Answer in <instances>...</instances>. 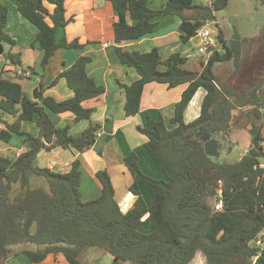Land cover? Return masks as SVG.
Instances as JSON below:
<instances>
[{
  "label": "trees",
  "instance_id": "trees-1",
  "mask_svg": "<svg viewBox=\"0 0 264 264\" xmlns=\"http://www.w3.org/2000/svg\"><path fill=\"white\" fill-rule=\"evenodd\" d=\"M17 1L18 10L38 28L31 45L39 43L42 68L57 50L81 47L77 40L56 37L57 29L69 22L65 0ZM109 1L119 14L114 22L116 53L122 64L134 67L140 75L131 84L118 82L126 94V115L140 112L147 83L169 87L188 83L170 119L172 127L164 119L151 116L145 126L137 127L148 137L145 146L164 178L143 173L138 154L130 151L124 162L132 175L146 179L152 202L146 203L136 180L130 186L136 199L123 211L107 169L96 172L101 195L84 200L80 159L65 172L34 165L42 148L60 146L83 152L94 145L99 123H91L75 136L69 125L56 126L49 113L71 112L76 121L92 118L95 109L83 102L101 95L106 87L88 72L91 56H79L53 81L55 84L64 77L74 91L72 97L61 101L45 96L43 84L30 96L18 81L0 73V120L5 125L0 129V139L9 142L13 134H21L32 144L17 156H0V264H8L20 253L31 262L62 253L70 264H82L81 254L94 247L130 264H191L201 253L206 255V264H264V62L248 67L243 52L256 37L243 38L235 33L228 42L220 31L216 40L223 50L214 49L208 60L201 62L202 70L196 71L187 68L189 59L179 52L163 58L157 48L129 51L122 44L152 33L157 25L154 19L163 14L180 17L181 38L188 42L229 0H215L212 5L166 0L158 9L151 8L149 0ZM259 1L264 5V0ZM8 20L9 7L0 0V41L13 45L15 41L6 32ZM4 56L14 65H23L19 52L9 50ZM229 62L235 69L223 82L215 67ZM201 87L206 95L200 114L186 122V109ZM247 107L251 110L246 113L255 116L249 151L234 162L210 157L197 133L208 130L227 134L234 110ZM5 114L15 120L6 121ZM34 119L40 127L38 136L22 129L23 121ZM33 175L45 177L49 190L32 187ZM219 199L222 207L216 208ZM145 223L151 224L150 232L141 230ZM28 242L37 248L14 251L11 247Z\"/></svg>",
  "mask_w": 264,
  "mask_h": 264
},
{
  "label": "crops",
  "instance_id": "crops-1",
  "mask_svg": "<svg viewBox=\"0 0 264 264\" xmlns=\"http://www.w3.org/2000/svg\"><path fill=\"white\" fill-rule=\"evenodd\" d=\"M1 1L9 7V20L6 32L15 41L13 45L6 41L4 44L1 41L4 46V53L9 50L19 52L23 62L22 66L14 65L6 59L4 53L0 54V73L3 77L18 81L22 85L23 90L30 96H33L35 88L43 84L45 96L61 101L72 97L74 91L69 87L64 77L59 78L55 84H52L53 81L61 72L69 69L79 56H91L93 60L88 66V72L96 82L106 87L105 92L101 95L83 102L85 107L95 109L90 120L76 121L75 114L71 112L58 114L49 110L55 125L58 127L69 125L70 133L75 136L80 135L91 123H99L101 128L94 145L83 152L74 148L53 147L39 157V165L50 168L52 163H55L56 166H58L57 163H61L62 167L55 166L51 169L65 172L70 170L75 159H80L82 172L80 189L84 200L94 199L101 195L102 185L96 177V172L101 169H107L115 187V197L123 211L131 208L136 199V196L130 190L131 184L136 180L146 203L150 205L152 196L147 188L146 179L132 175L124 159L130 151H135L139 156L140 168L143 173L157 179L164 178V174L157 167L145 146L148 137L139 132L137 127L139 125L145 126L148 122V116L154 119H164L167 125L172 127L170 119L174 115L176 103L182 98L188 83L175 87H169L167 84L160 82L147 83L142 94L140 112L136 115L127 116L124 110L126 94L120 88L118 82L131 84L140 75L134 67L122 64L116 53L117 43L114 40V22L117 21L119 14L109 0H65L66 17L69 22L65 28L57 29L56 37L58 40L66 37L69 42L77 40L81 47L57 50L45 68L40 66L42 51L39 43L34 46L31 45L36 37L38 28L18 10L17 0ZM150 1H154L153 7ZM166 3V0L159 2L157 0L148 1V5L153 9L162 8ZM50 7L53 8V6ZM154 21L157 22V25L152 33L139 40L127 41L122 44L123 47L129 51L139 52H147L157 48L163 58L174 52H179L188 57V64L194 62L192 65H197L195 50L200 47V38L195 36L188 42H183L181 38L182 32L180 31V17L174 14H163L156 17ZM130 22H132L131 19ZM195 38H199V42L194 43ZM6 44H8L7 51L5 50ZM216 46L214 49L223 50L222 44L217 43V40ZM200 61H203L202 56ZM201 62V69L198 71L202 70ZM32 68L35 70L33 71ZM21 70L30 71L31 74L28 76L20 74ZM198 94H201L202 100L196 110V116L191 115L188 117L187 112L193 104V99ZM205 95L206 90L203 87L199 88L186 109V122H190L199 116ZM3 119L8 122L15 120L13 116L8 114H5ZM4 126V122H0V129L4 128ZM22 129L35 136L40 133V127L36 119L23 121ZM14 135L17 134H13L9 142L0 139V145L2 144L4 149L2 150L4 153L2 156H5L8 152L17 156L31 148L32 144L26 136L23 142L21 138V140L18 139V142L20 140L22 143L20 142L19 149H17L13 144ZM63 152H70V156L58 162L55 157ZM85 179H89L86 185ZM141 230L150 232L151 224H143ZM80 257L82 258V260L80 259L82 264H130L116 261L110 254H105L96 247L85 251ZM8 264L70 263L62 253L50 254L41 262H31L24 253H20L10 259ZM191 264H206V255L204 253L198 254Z\"/></svg>",
  "mask_w": 264,
  "mask_h": 264
},
{
  "label": "rangeland",
  "instance_id": "rangeland-1",
  "mask_svg": "<svg viewBox=\"0 0 264 264\" xmlns=\"http://www.w3.org/2000/svg\"><path fill=\"white\" fill-rule=\"evenodd\" d=\"M157 1L159 2L161 0ZM153 2L154 1H150L152 7ZM195 2L201 4L208 3L207 0H195ZM215 16L218 24L213 25L212 28L216 33V38L217 34L220 31L223 32L224 38L228 42L233 39L235 33H238L243 38L256 37L255 39H253V41L250 40L251 42L247 43L244 47V56L246 57V59H248L247 62L249 63L247 66L251 67L253 65H257L259 63L261 64L264 62V5L259 0H229L228 5L225 8L215 11ZM196 42H199V38H195L194 43ZM3 43L5 44V41H3ZM6 46L5 50L6 48H8V44H6ZM201 56L204 61L207 59L205 55H201L199 50L196 49L195 59L198 66H193L192 63L194 62H191L190 64H187V68L196 71L200 70ZM234 69L235 66L233 62H229L227 64L218 63L216 64L215 72L221 78L223 77V82H225L230 77ZM193 100V104L191 105L190 110H188L187 112L188 117L196 114V110L201 104V94H198V96ZM249 110H251V107L244 108V110L235 109L233 113L234 115L232 118L231 127L227 134L211 133L203 140L205 151L209 156L218 160L234 162L240 159L245 153L249 151V148L252 143L251 128L253 126L254 120L252 117H255L251 113H246ZM0 122L2 121L0 120ZM14 137L15 138L13 144L16 146L17 149H19L18 146L26 139V136L17 134L14 135ZM18 139H20L22 142L20 140L18 142ZM2 150L4 149L1 144L0 156L4 155ZM6 155H12V153L8 152L6 153ZM69 156L70 152H63L62 154H59V156L55 157V159L59 162V160H65ZM57 165L58 166L56 167H62L61 163H57ZM88 181L89 179H85V185ZM31 186L42 187L46 190H49L50 188L47 179L40 175L32 176ZM34 229L35 226L33 230ZM11 247L14 251L37 248L35 244L29 242L14 244ZM80 259L82 260L81 257Z\"/></svg>",
  "mask_w": 264,
  "mask_h": 264
},
{
  "label": "built area",
  "instance_id": "built-area-1",
  "mask_svg": "<svg viewBox=\"0 0 264 264\" xmlns=\"http://www.w3.org/2000/svg\"><path fill=\"white\" fill-rule=\"evenodd\" d=\"M207 5H212L215 0H207ZM216 18L208 19L207 22L199 29L196 36L200 38V47L199 52L207 57L206 61L210 57V55L214 51V47L216 46V33L212 28L213 25H217ZM23 75H30L31 72L27 70H21L19 72ZM56 166L55 163L50 164V168H54ZM219 194H221V190H219ZM222 207V201L219 199L216 204V208Z\"/></svg>",
  "mask_w": 264,
  "mask_h": 264
},
{
  "label": "water",
  "instance_id": "water-1",
  "mask_svg": "<svg viewBox=\"0 0 264 264\" xmlns=\"http://www.w3.org/2000/svg\"><path fill=\"white\" fill-rule=\"evenodd\" d=\"M3 53H4V46H3L2 42L0 41V54H3ZM211 133L212 132H210L208 130H201L197 133V136L204 140ZM50 150H51L50 148H42L38 152L37 157L34 159V165H38L39 164V157H41L45 152H48Z\"/></svg>",
  "mask_w": 264,
  "mask_h": 264
}]
</instances>
